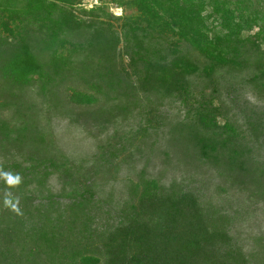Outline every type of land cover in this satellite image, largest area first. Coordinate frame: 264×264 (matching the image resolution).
I'll list each match as a JSON object with an SVG mask.
<instances>
[{
  "label": "trees",
  "instance_id": "obj_1",
  "mask_svg": "<svg viewBox=\"0 0 264 264\" xmlns=\"http://www.w3.org/2000/svg\"><path fill=\"white\" fill-rule=\"evenodd\" d=\"M111 2L133 11L123 23V41L133 46L136 60L155 70L153 80L165 94L183 100L190 95L192 76L209 79L221 69H241L243 52L264 45L262 0ZM79 3L0 0V78L5 84L20 89L38 81L44 92L54 77L74 68L79 55L101 53L105 60L106 52L95 48L74 15ZM165 39L170 43L163 47ZM183 45L200 59L184 53ZM259 68L256 76L264 79V66ZM69 100L88 106L97 98L71 89ZM195 117L171 130L184 152L180 160L186 163L190 152L197 165H217L234 179L233 190L240 195L249 191L264 199V162L256 158L253 144L232 123L218 124L211 110L198 109ZM32 127L12 131L0 121V264H264L263 235L246 250L230 234L229 215L191 192L169 189L162 195L154 180L143 182L124 224L98 231L89 205L91 189L102 188L76 181L70 162L53 156ZM9 146L26 154L12 159L6 155ZM61 197H70V205L57 206L55 199Z\"/></svg>",
  "mask_w": 264,
  "mask_h": 264
},
{
  "label": "rangeland",
  "instance_id": "obj_2",
  "mask_svg": "<svg viewBox=\"0 0 264 264\" xmlns=\"http://www.w3.org/2000/svg\"><path fill=\"white\" fill-rule=\"evenodd\" d=\"M72 10L83 22L82 31H89L86 36L94 39L95 48L106 52L105 60L101 53L79 55L74 68L54 77L44 92L38 81L19 89L0 78V121L12 131L33 125L29 130L39 133L53 156L70 162L76 181L102 188L91 189L94 196L89 205L98 231L124 224L130 205L138 204L146 186L143 182L154 180L162 195L180 189L210 201L231 217V236L249 250L255 237L264 236V199L249 191L240 195L233 190L237 189L234 179L222 175L217 165H197L190 152L182 162L179 136L171 130L181 122H194L198 109L211 110L218 124L235 125L241 138L253 144L256 158L264 162V79L256 76L264 66V45L243 52L241 69H221L209 79L192 76L190 95L183 100L165 94L153 80L155 70L136 60L133 46L123 41V23L133 11H123L111 0H80ZM162 42L166 47L170 40ZM183 52L200 59L185 45ZM71 89L96 97V103H71ZM6 152L12 159L24 153L10 146ZM229 176L237 177L235 172ZM129 181L141 183L140 188L127 189ZM70 200L55 199L60 207L70 205Z\"/></svg>",
  "mask_w": 264,
  "mask_h": 264
},
{
  "label": "clouds",
  "instance_id": "obj_3",
  "mask_svg": "<svg viewBox=\"0 0 264 264\" xmlns=\"http://www.w3.org/2000/svg\"><path fill=\"white\" fill-rule=\"evenodd\" d=\"M17 180H18V178H17ZM9 183H12V179H11V177H9ZM5 203L7 204L8 201L6 200Z\"/></svg>",
  "mask_w": 264,
  "mask_h": 264
}]
</instances>
